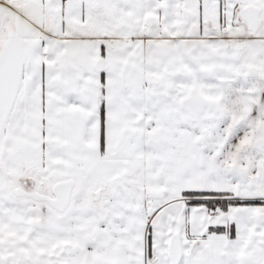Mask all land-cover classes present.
<instances>
[{
	"label": "snow or ice",
	"instance_id": "6c2138e0",
	"mask_svg": "<svg viewBox=\"0 0 264 264\" xmlns=\"http://www.w3.org/2000/svg\"><path fill=\"white\" fill-rule=\"evenodd\" d=\"M0 264H264V0H0Z\"/></svg>",
	"mask_w": 264,
	"mask_h": 264
}]
</instances>
